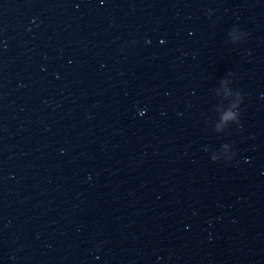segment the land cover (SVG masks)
Returning a JSON list of instances; mask_svg holds the SVG:
<instances>
[{
	"label": "water",
	"instance_id": "95a60500",
	"mask_svg": "<svg viewBox=\"0 0 264 264\" xmlns=\"http://www.w3.org/2000/svg\"><path fill=\"white\" fill-rule=\"evenodd\" d=\"M0 264H264V0H35L0 54Z\"/></svg>",
	"mask_w": 264,
	"mask_h": 264
}]
</instances>
